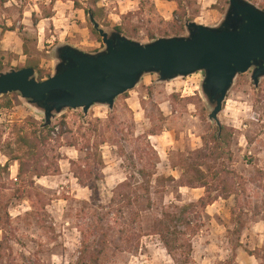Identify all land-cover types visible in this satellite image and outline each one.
<instances>
[{"label":"rangeland","instance_id":"374dc122","mask_svg":"<svg viewBox=\"0 0 264 264\" xmlns=\"http://www.w3.org/2000/svg\"><path fill=\"white\" fill-rule=\"evenodd\" d=\"M52 1H0V23L17 29L12 36L14 44L22 45L28 39L31 58L39 60L53 76L58 65L57 47L71 45L97 54L105 50V45L93 36L84 10H77L71 0L57 1L53 7ZM79 1L85 8L90 5V0ZM172 3L102 0L99 7L105 10L104 19L97 22L106 32L124 25L127 38L149 44L152 35L157 40L170 38L163 36L174 34L173 24H182L181 17L173 12L177 5ZM228 3L192 0L188 13L198 24L217 26L224 19ZM253 4L264 10V0ZM50 10L54 13L52 22H40L47 20L44 17ZM34 14L39 16L37 27L32 20ZM185 35L186 30L181 36ZM0 58L7 65L6 72L22 68L28 61L23 50L15 54L3 51L2 46ZM204 79L205 75L199 73L161 83L158 76L150 75L128 97L119 98L113 111L95 106L87 116L82 110L57 115L52 123L57 127L56 141L49 147V157H60L59 172L36 179L32 198L18 182V162L10 163L9 174H0V216L4 219L0 223V264H79L85 244L99 257L97 264H176L154 232L167 213L180 216L179 228L188 236L189 228L199 226L197 236L191 239L190 264H225L233 255L231 241L242 245L235 264L264 262V79L257 89L252 72L236 79L219 117L222 128L234 133L232 161L215 163L206 158V153L202 157L206 163L203 171L229 169L239 178L235 181L237 195L226 194L207 208L182 210L195 206L206 195L205 189L182 187L184 162L204 147L205 137L218 127L209 119L212 109L202 93ZM8 100L13 106L3 108ZM8 100L0 98L3 166L17 155L15 146L8 148V143L15 141V125H45V115L20 94H11ZM152 132L156 136H150ZM89 141L92 146L103 144L104 166L95 198L79 180L87 182L83 171L89 167ZM148 144L158 153L155 170L150 169L156 161L150 162ZM144 167H149L154 177L144 180L139 174ZM148 181L149 191L145 187ZM212 191L211 196H216V189ZM238 227L242 230L240 237L233 234ZM173 254L183 264L189 251L178 249Z\"/></svg>","mask_w":264,"mask_h":264},{"label":"water","instance_id":"95a60500","mask_svg":"<svg viewBox=\"0 0 264 264\" xmlns=\"http://www.w3.org/2000/svg\"><path fill=\"white\" fill-rule=\"evenodd\" d=\"M105 50L86 53L71 45L55 50V74L40 82L33 68L0 74V98L20 94L45 115L51 126L66 110L87 116L95 106L115 109L116 101L134 91L146 76L159 82L205 75L202 93L212 109L211 122L222 129L220 115L239 76L252 72L259 89L264 79V10L248 0H229L224 19L217 26L187 21V35L161 38L149 44L106 32L90 12Z\"/></svg>","mask_w":264,"mask_h":264},{"label":"trees","instance_id":"16d2710c","mask_svg":"<svg viewBox=\"0 0 264 264\" xmlns=\"http://www.w3.org/2000/svg\"><path fill=\"white\" fill-rule=\"evenodd\" d=\"M2 4L8 2V0H0ZM57 1L62 0H54L51 2L52 7ZM75 4V8L77 10H84L85 14L89 21V28L93 34L97 38L99 42H102V37L94 28V25L90 21V12L93 13L94 18L98 22H102L104 19V12L105 10L99 7V3L102 0H90V5L88 8H85L84 5L80 3L79 0H71ZM169 2H173L177 5V10L175 12L176 17H181L182 24L177 25L173 24L174 34L171 35L170 33H165L163 37H171V36H181L185 33V26L186 22L191 21L194 22L195 19L192 15L188 13L189 9L192 6V0H168ZM250 2L257 3V0H249ZM229 5V3H228ZM46 13V12H45ZM54 17L53 11H49L44 19H52ZM34 26H37V22L39 19L37 15L34 14L33 16ZM0 29L2 30L3 34L6 32H15L17 29L15 27H6L2 23H0ZM114 31L119 32L123 35H127V27L124 25L118 26L114 28ZM157 38L152 35L151 41H155ZM29 40H24V54L28 57V61L26 65L22 68H18L16 70H21L24 68H33L36 70L37 74L39 75V81L42 82L52 76L51 73L45 71L41 67V62L39 60L31 58V52L29 48ZM7 69V65L3 58H0V74L5 73ZM129 93L125 94L123 97H128ZM3 98L9 99V95L4 96ZM13 106L12 101L8 100L7 103L4 105L3 108L10 109ZM65 125V123H62ZM57 127L55 125H51L48 127H44V125H30V124H21L15 125L14 131L16 132L15 141L13 143H8V148L12 150V147H16V154L12 158H9V162L6 165L0 164V174H9L11 162H18L19 163V173H18V182L23 184V191L25 194H28L30 198L33 197L34 191L33 189L36 188V179H42L45 177L51 176L54 172L58 173L59 168L57 167V162L60 160V157L54 159H50L49 157V147L52 145L53 142L56 141L54 135L56 134ZM220 131L222 135L219 136ZM157 133H150V136H156ZM63 136V133L60 134L58 139L60 140ZM234 140V133L227 131L224 127L220 130L219 127L212 128V131L208 137H205L204 147L193 153L192 158L188 159L184 162L182 167L183 174H182V187L190 188V189H205L206 195L202 197L195 206H188L183 208L182 210H186L191 208L192 210L197 209V207H209L219 201V199L224 198L226 194L229 196L237 195L235 193V181L239 180V178L235 177V174L230 171L229 169L223 170H208L203 171L202 168L206 165L204 161H202L203 153H206V158L210 159L215 163H219L220 161H232L233 153L231 151L232 144ZM89 141L87 145L88 154V163L89 167L85 171H83L84 176L87 177V182L83 181V179H79L81 185L88 188L93 193V198L98 195L99 193V186L98 183L101 181V168L104 166L103 158L101 155V147L103 144H96L91 145ZM149 148V157L150 162H154L151 170H155L157 168V162L159 160L158 153L155 149L148 144ZM147 153V152H146ZM48 164V165H46ZM150 167V166H149ZM149 167H144L139 174L145 178H152L154 177V173H149ZM32 178V179H30ZM144 179V180H145ZM144 183V182H143ZM147 186L146 189L149 191V184L150 181L146 182ZM215 186V187H214ZM216 189L217 194L216 196L212 195V190ZM18 192H21L19 190ZM24 197H22L23 199ZM175 210H180L179 207H176ZM235 218V213L233 214ZM4 222V219L0 216V223ZM11 223L10 217L8 220ZM180 216L169 214L167 213L165 218L158 222V225L154 227V232L156 235H159L168 252L172 256L174 262L176 264H180L179 260L176 258V255L173 253L176 252L178 249H187L189 254L186 257L185 262L183 264H190V255L193 249L192 240L195 238L199 232V226L194 228H189L185 234L180 228ZM239 223V222H238ZM188 225V224H187ZM240 226V224H239ZM3 228L0 225V230ZM179 229V230H178ZM233 234L237 236H241L242 230L240 227L236 229ZM188 236L189 238L184 240L183 236ZM232 244V258L225 264H235L236 262V252L242 245L238 242L235 243L231 241ZM102 254V252L100 253ZM99 257L96 254H93L92 250L89 248L87 244L84 245V248L81 252V257L79 264H97ZM261 264H264L262 262Z\"/></svg>","mask_w":264,"mask_h":264},{"label":"crops","instance_id":"0c3cea01","mask_svg":"<svg viewBox=\"0 0 264 264\" xmlns=\"http://www.w3.org/2000/svg\"><path fill=\"white\" fill-rule=\"evenodd\" d=\"M176 10H177V8L173 7V12H176ZM33 16H32V20H33ZM38 17L39 16L37 15V18ZM52 20H53V18L52 19H47V20H42L40 22H44V21L52 22ZM26 22L27 23H25V24L28 26L29 23H28L27 20H26ZM35 27H37V26H35ZM45 32H46V29H44V35H45ZM15 34H17V33L16 32H6V33L3 34V32H2V35L0 36V38H1L0 46H2V50L3 51H6V52H10L11 51V52H15V54H20V53H22V50L24 51V42L22 43V45H20L19 43L14 44V42L12 40V36H16ZM48 43L51 44V41H48Z\"/></svg>","mask_w":264,"mask_h":264}]
</instances>
